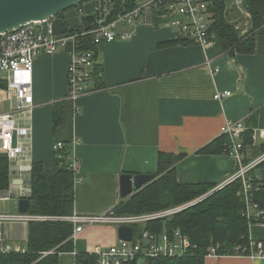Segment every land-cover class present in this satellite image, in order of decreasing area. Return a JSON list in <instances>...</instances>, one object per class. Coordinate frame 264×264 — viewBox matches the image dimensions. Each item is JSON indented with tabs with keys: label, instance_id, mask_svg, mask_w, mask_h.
Returning <instances> with one entry per match:
<instances>
[{
	"label": "crops",
	"instance_id": "crops-1",
	"mask_svg": "<svg viewBox=\"0 0 264 264\" xmlns=\"http://www.w3.org/2000/svg\"><path fill=\"white\" fill-rule=\"evenodd\" d=\"M88 1L91 2L85 8L77 6L62 13L68 27H80L83 15H93L94 1ZM141 1L136 0L135 6ZM235 10L245 20L236 27H248V20ZM124 33L126 39L122 37ZM212 35L205 47L195 43L160 47L179 40L180 34L170 27L169 18L156 11L146 12L132 26L119 27L117 39L98 48L100 69L89 86L94 91L78 99V113L72 105L67 107L64 122L56 131L54 108L67 101L71 59L65 52L42 53L36 58L30 155L33 163H42L50 171L55 166V143L62 142L69 149L68 165L77 163L74 214L105 216L119 209L126 202L121 197V176L156 177L162 153L185 155L176 165L179 183H226L239 169L236 160L227 154L200 151L222 136L221 128L227 121L247 123L253 119L252 149L263 144L264 26L256 31V50L249 55L230 56L222 50L216 34ZM216 69L218 72H214ZM99 81L105 85L101 89L96 86ZM0 82L7 85L3 73ZM6 89H0V113L11 109ZM224 92L232 96L214 99L217 93ZM242 157L244 165L246 159L248 164L254 160L250 148H244ZM255 170L250 175L264 181V171L261 177ZM13 200L19 213L20 199L13 197L0 200V214H12L7 210ZM28 227L29 224L2 223L0 233L8 244L26 250ZM118 228H87L75 241V253H95L99 248L117 245L121 241ZM249 234L253 241H264V225H252ZM60 264H75V254H61ZM205 264H264V258L207 257Z\"/></svg>",
	"mask_w": 264,
	"mask_h": 264
},
{
	"label": "built area",
	"instance_id": "built-area-1",
	"mask_svg": "<svg viewBox=\"0 0 264 264\" xmlns=\"http://www.w3.org/2000/svg\"><path fill=\"white\" fill-rule=\"evenodd\" d=\"M93 1L94 13L91 15L92 21L89 24L82 22L80 27L69 31H59L56 18H49L44 21L27 23L11 32L0 34V73L6 76V94L9 101H12L11 109L0 113V154L6 155L10 164L9 188L0 192V200H10L13 197L29 199L32 194L33 162L30 155L32 150L30 120L34 108L32 73L35 60L39 55L65 52L70 56L66 100L72 105L74 112L78 113L76 106L78 99L94 91V89H89V86L96 75L98 48L116 40L119 27L132 26L141 21L146 12L156 11L161 16L169 18L170 27L179 32L180 39L205 47L213 37L210 33L213 15L209 10L212 6L209 0H142L133 9L127 8L125 0H121V5H119V0ZM225 1L245 18H251V14L244 9L243 0ZM122 37L126 39L127 34H122ZM89 46L96 47V49L89 48ZM230 96H232L231 92L217 93L214 99L222 100ZM246 131L247 127L242 121H227L221 128V135L227 136L230 140L226 154L236 160L239 169L216 190L241 180L242 188L239 195L246 203L245 216L253 224L264 222V214L259 205L253 201L257 186H255L254 176L250 173L264 161V155L248 165L243 164V137ZM53 149L59 161L70 158L65 151L64 143H55ZM69 166L73 172H76L77 163L75 161ZM199 200L142 215L132 213L118 215L114 212L105 216L74 214L65 220L73 223L72 238L77 240L87 228L95 225L133 227L134 229V226L142 227L150 222L171 218ZM47 219L28 213L0 214V224H29L33 221H46ZM250 244L249 254L242 255L240 248H237L233 256H246L251 259L264 258V242L251 240ZM190 248L189 238L180 230L172 234L161 235L148 230H140L137 233L134 231L132 241H120L117 245L99 248L95 254L98 256V264H145L148 259L152 258L182 256L188 253ZM11 252L19 253L25 250L8 244L3 233H0V254ZM207 257L221 256L216 249H211Z\"/></svg>",
	"mask_w": 264,
	"mask_h": 264
},
{
	"label": "trees",
	"instance_id": "trees-1",
	"mask_svg": "<svg viewBox=\"0 0 264 264\" xmlns=\"http://www.w3.org/2000/svg\"><path fill=\"white\" fill-rule=\"evenodd\" d=\"M129 1L128 9L135 7L136 0ZM214 14L211 32H214L222 50L234 57L237 54L249 55L256 50V31L264 26V0H243L244 9L251 14L248 27L238 29L236 26L244 22V18L234 10H230L225 0H209ZM121 5V0H119ZM82 5H79L80 7ZM236 22L232 23V19ZM82 21L89 24L91 16H82ZM57 26L64 31L74 29L68 27L62 13L56 18ZM247 31L242 34L243 31ZM185 39L162 43L160 47L175 45H190ZM89 48H94L89 46ZM99 66L96 67V76ZM95 76V77H96ZM97 78V77H96ZM101 89L105 85L101 81L96 85ZM6 83L0 82V89H5ZM70 103H58L54 108L53 125L56 131L64 122L65 113ZM249 119L245 123L247 131L244 134V146L253 152L254 160L264 155V142L259 148L252 149V133L254 126ZM230 140L222 135L205 146L200 154L224 155L228 150ZM243 147V151L244 148ZM67 155L70 151L66 148ZM69 152V153H68ZM185 155L160 154L155 180L132 198V214L142 215L199 200L184 211L171 218L157 220L146 225L134 226L137 233L140 230L152 231L156 234H172L180 230L191 243L188 253L177 257H160L148 259L145 264H205V259L211 249H216L220 256L234 255L240 248L242 255L250 252L249 229L252 225H264V222L250 223L245 216L246 203L239 192L242 181H234L223 188L217 189L215 184H182L176 176V165ZM244 162V161H243ZM245 160V165H248ZM10 164L8 157L0 154V192L9 188ZM264 170V161L257 167ZM257 186L253 201L259 205L264 214V181L254 176ZM74 172L68 165V159L59 161L55 157L53 170H45L42 163H33L31 172L32 194L29 201L28 214L32 216L49 217L46 221H33L28 227V242L25 252L0 254V264H60L61 254H75V264H98L95 253H75L73 239L74 225L65 218L74 215L75 189ZM207 197V198H205ZM205 198V199H204ZM116 210L114 211V213ZM264 221V220H263ZM264 242V241H261Z\"/></svg>",
	"mask_w": 264,
	"mask_h": 264
},
{
	"label": "water",
	"instance_id": "water-1",
	"mask_svg": "<svg viewBox=\"0 0 264 264\" xmlns=\"http://www.w3.org/2000/svg\"><path fill=\"white\" fill-rule=\"evenodd\" d=\"M88 0H0V34L11 32L27 23L57 18L59 14L83 5ZM155 179L154 175L121 176V197L126 202L116 210V214L132 213V198ZM28 199H20L18 211L27 214ZM133 227H119L118 236L121 241H132Z\"/></svg>",
	"mask_w": 264,
	"mask_h": 264
},
{
	"label": "rangeland",
	"instance_id": "rangeland-1",
	"mask_svg": "<svg viewBox=\"0 0 264 264\" xmlns=\"http://www.w3.org/2000/svg\"><path fill=\"white\" fill-rule=\"evenodd\" d=\"M90 2L91 1H87V2H85L83 5H82V7L83 8H85V7H87L89 4H90ZM74 9H70L69 11H67V12H70V11H73ZM256 174H258V175H260L261 176V174L263 173V169H260V168H257L256 170ZM262 177V176H261ZM182 205V204H181ZM7 213H12V214H16L17 213V211H16V207H15V205H14V200H13V202H11L10 204H9V209L7 210ZM44 218H48L47 220H49V219H51V218H49V217H44ZM100 225V224H99ZM117 227V226H116Z\"/></svg>",
	"mask_w": 264,
	"mask_h": 264
}]
</instances>
